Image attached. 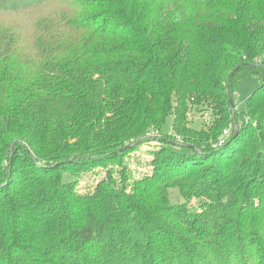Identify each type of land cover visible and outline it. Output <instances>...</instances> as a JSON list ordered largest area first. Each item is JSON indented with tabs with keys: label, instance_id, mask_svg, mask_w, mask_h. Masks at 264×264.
<instances>
[{
	"label": "trees",
	"instance_id": "trees-1",
	"mask_svg": "<svg viewBox=\"0 0 264 264\" xmlns=\"http://www.w3.org/2000/svg\"><path fill=\"white\" fill-rule=\"evenodd\" d=\"M0 13L29 18L0 26V264H264V0H0ZM189 111L211 119L196 129ZM169 115L174 138L129 182L126 157Z\"/></svg>",
	"mask_w": 264,
	"mask_h": 264
},
{
	"label": "rangeland",
	"instance_id": "rangeland-1",
	"mask_svg": "<svg viewBox=\"0 0 264 264\" xmlns=\"http://www.w3.org/2000/svg\"><path fill=\"white\" fill-rule=\"evenodd\" d=\"M29 20L28 17H13L7 13H0V26L1 25H7L11 26L14 24L17 25H24ZM260 84L259 79L251 75L247 77L245 80L242 81V83L238 86L236 90V109H238L239 112H245L246 111V99L247 97L256 89V87ZM192 112V111H191ZM203 115V116H202ZM202 116V117H201ZM189 122L190 124L196 128L201 129L204 126L205 120L211 119V115L208 111L206 113H200L197 111H194L193 115H190V111L188 114ZM205 119V120H204ZM173 131V116L169 115L166 118L165 124L163 126V129L159 135H157L156 138H154L151 141H147L143 143L139 149L131 152L129 156L126 157L125 161L127 164V170L130 173L131 172V179H129V182H133L134 179H137L138 177L144 175V173L151 169V165L149 164L151 162V158L153 156L154 149L159 148L161 145V140L159 139H165L169 137L175 136ZM178 141L182 142V139L180 137H175ZM120 169L122 167L117 166H111L108 170L105 167L96 168L94 171H87L81 175V183L79 185V188L84 190H89V188L92 187V184L95 183L93 180V177H90L91 174H95L94 172H97V177H105L107 176L108 172L114 171V175L118 177L121 175ZM134 177H133V176ZM171 198L174 203H182L185 201L183 196L181 195L180 191L178 189H172L171 190ZM202 204V201L198 198H193L190 203L191 209H198Z\"/></svg>",
	"mask_w": 264,
	"mask_h": 264
},
{
	"label": "built area",
	"instance_id": "built-area-1",
	"mask_svg": "<svg viewBox=\"0 0 264 264\" xmlns=\"http://www.w3.org/2000/svg\"><path fill=\"white\" fill-rule=\"evenodd\" d=\"M232 127V126H231ZM230 129L231 128H229V129H226L225 131H224V134H225V136H228L229 135V132H230ZM157 133L156 132H153V133H149V135H156Z\"/></svg>",
	"mask_w": 264,
	"mask_h": 264
},
{
	"label": "water",
	"instance_id": "water-1",
	"mask_svg": "<svg viewBox=\"0 0 264 264\" xmlns=\"http://www.w3.org/2000/svg\"><path fill=\"white\" fill-rule=\"evenodd\" d=\"M231 102H232L233 108H235L234 102L233 101H231ZM238 133H239V130H238V128H236V131H235V134H234V138L238 135Z\"/></svg>",
	"mask_w": 264,
	"mask_h": 264
},
{
	"label": "crops",
	"instance_id": "crops-1",
	"mask_svg": "<svg viewBox=\"0 0 264 264\" xmlns=\"http://www.w3.org/2000/svg\"><path fill=\"white\" fill-rule=\"evenodd\" d=\"M202 116H203V115H202ZM202 116H201V117H202Z\"/></svg>",
	"mask_w": 264,
	"mask_h": 264
}]
</instances>
